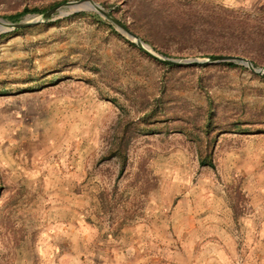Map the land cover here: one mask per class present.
I'll return each instance as SVG.
<instances>
[{"label": "rangeland", "instance_id": "obj_1", "mask_svg": "<svg viewBox=\"0 0 264 264\" xmlns=\"http://www.w3.org/2000/svg\"><path fill=\"white\" fill-rule=\"evenodd\" d=\"M80 1L106 15L64 6ZM58 6L0 32V264H164L191 247L203 262L224 231L248 253L241 232L264 229V0H0V19ZM113 20L157 56L261 72L167 65Z\"/></svg>", "mask_w": 264, "mask_h": 264}, {"label": "crops", "instance_id": "obj_2", "mask_svg": "<svg viewBox=\"0 0 264 264\" xmlns=\"http://www.w3.org/2000/svg\"><path fill=\"white\" fill-rule=\"evenodd\" d=\"M254 226L255 229L253 230L247 229L241 232V234L245 233L244 238L250 237L253 240L249 247V251L246 249L248 253L244 252V254H240L239 259H237V254L240 253L241 250H239L238 252V249L235 246L234 235L228 234L226 231H224V245L221 244V242L215 240V243L213 245H209L210 247H204L206 250L205 253L207 254L205 256V259L207 260H203V262H201L199 250L195 249V247H191L192 252L190 257H181L178 258L177 261H174L172 263L167 262L164 264H264L263 223L261 220H256ZM116 252L118 251H115V254H117ZM124 255L126 256L115 255V264H137L136 261L129 256V251H127ZM143 264L151 263H148V261L144 260Z\"/></svg>", "mask_w": 264, "mask_h": 264}, {"label": "water", "instance_id": "obj_3", "mask_svg": "<svg viewBox=\"0 0 264 264\" xmlns=\"http://www.w3.org/2000/svg\"><path fill=\"white\" fill-rule=\"evenodd\" d=\"M83 4H90L92 6L91 9L96 10L103 15H106L105 11H103L99 6H97L96 4H94L93 2H90V1H80V2H75V3H68V4H65L64 6L66 8L71 9L73 7H77V6H80ZM61 8H62V6L55 7L54 9H52L51 11L47 12L44 15V20H38V21H35L33 23H18V24L6 23L3 19H0V24L3 25L6 28V30H17V29L32 27L36 24L50 20L51 17L54 16L56 14V12H58ZM113 21L123 33L128 35L131 39L137 41L139 47L141 49H143V51L150 54L152 57L164 62L167 65L185 66V65H199V64H205V63L232 62V63H241L245 66H248V67H250V69H252L256 73L261 72L260 70H256L249 61H247L246 59H244L242 57L214 56V57H210L208 61H200V60L194 59V60H188V61L183 62V61H179V60H173V59L157 56V55L151 53L150 51H148L147 49H145V47L140 43L139 38L134 33H132L127 27H125L124 25H122L121 23H119L116 20H113Z\"/></svg>", "mask_w": 264, "mask_h": 264}, {"label": "trees", "instance_id": "obj_4", "mask_svg": "<svg viewBox=\"0 0 264 264\" xmlns=\"http://www.w3.org/2000/svg\"><path fill=\"white\" fill-rule=\"evenodd\" d=\"M35 12H39L37 9H32V10H29V9H25L22 13L20 14H16V15H11V16H8L6 17L7 19L9 20H12V21H18L22 16L26 15L27 13H35ZM7 35L9 34H5V35H1L0 36V39L6 37ZM229 66H235L234 63H229L228 64ZM211 114V112H210ZM128 144H129V141L127 139H123V140H118L117 143H115V157L116 156H119V155H122L124 150L126 151V148L128 147ZM208 160V165H210L212 168H214V164H213V161L212 159H207ZM204 163V162H203ZM125 164L122 165L121 167V170H120V174H122L125 170Z\"/></svg>", "mask_w": 264, "mask_h": 264}, {"label": "bare ground", "instance_id": "obj_5", "mask_svg": "<svg viewBox=\"0 0 264 264\" xmlns=\"http://www.w3.org/2000/svg\"><path fill=\"white\" fill-rule=\"evenodd\" d=\"M92 7L89 5V4H83V5H80V6H77V7H73L71 8V12H74V11H78V10H90ZM5 28L0 24V32L3 31ZM145 49L149 50V48L147 46H145Z\"/></svg>", "mask_w": 264, "mask_h": 264}]
</instances>
